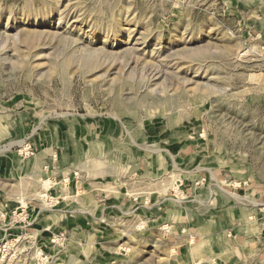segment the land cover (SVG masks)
<instances>
[{"label": "rangeland", "instance_id": "374dc122", "mask_svg": "<svg viewBox=\"0 0 264 264\" xmlns=\"http://www.w3.org/2000/svg\"><path fill=\"white\" fill-rule=\"evenodd\" d=\"M263 17L0 0V264H187L184 186L264 182Z\"/></svg>", "mask_w": 264, "mask_h": 264}, {"label": "crops", "instance_id": "0c3cea01", "mask_svg": "<svg viewBox=\"0 0 264 264\" xmlns=\"http://www.w3.org/2000/svg\"><path fill=\"white\" fill-rule=\"evenodd\" d=\"M201 173L196 181L200 186L194 190L190 184L184 186L189 206L185 229L193 241L179 247L187 264H264V182L247 180L246 189L231 186L232 194L218 187L217 197L208 195L209 185ZM213 181L217 183L216 178ZM192 251L198 252L194 259Z\"/></svg>", "mask_w": 264, "mask_h": 264}, {"label": "bare ground", "instance_id": "6f19581e", "mask_svg": "<svg viewBox=\"0 0 264 264\" xmlns=\"http://www.w3.org/2000/svg\"><path fill=\"white\" fill-rule=\"evenodd\" d=\"M87 66V65H86Z\"/></svg>", "mask_w": 264, "mask_h": 264}]
</instances>
